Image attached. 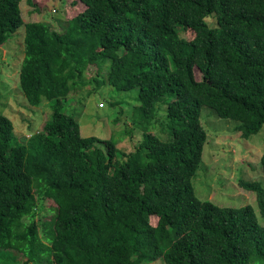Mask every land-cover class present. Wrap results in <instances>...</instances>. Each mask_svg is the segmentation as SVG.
I'll list each match as a JSON object with an SVG mask.
<instances>
[{
    "label": "trees",
    "instance_id": "16d2710c",
    "mask_svg": "<svg viewBox=\"0 0 264 264\" xmlns=\"http://www.w3.org/2000/svg\"><path fill=\"white\" fill-rule=\"evenodd\" d=\"M25 1L38 13L50 0ZM78 1L85 10L59 32L26 23L23 0H0V47L25 26L20 87L31 106L52 110L24 140L0 114V259L12 264L15 251L25 264H264L256 208L201 201L192 184L208 141L203 107L236 122L244 139L264 127V0ZM90 70L97 77L87 81ZM90 82L138 89L131 120L144 138L129 153L83 137L65 112ZM160 104L168 142L152 133ZM239 186L264 217L262 183ZM47 201L53 215L37 221Z\"/></svg>",
    "mask_w": 264,
    "mask_h": 264
},
{
    "label": "rangeland",
    "instance_id": "374dc122",
    "mask_svg": "<svg viewBox=\"0 0 264 264\" xmlns=\"http://www.w3.org/2000/svg\"><path fill=\"white\" fill-rule=\"evenodd\" d=\"M24 21L42 22L52 30L63 32L67 21L85 10L78 0H50L38 13L26 1L20 4ZM211 26L216 25L215 18L207 19ZM181 36L191 41L194 33L182 31ZM25 58V26L17 30L9 41L0 47V114L8 117L14 125V135L24 140L42 131L50 120L52 110L48 101H43L39 107L31 106L21 87L20 72ZM197 80H201L199 71L195 70ZM96 72L88 71L87 81L95 78ZM105 68L100 80H106ZM101 86L90 82L85 88L73 92L68 97L69 104L65 112L74 116L80 124L83 137H97L100 140H112L120 154L129 153L139 146L144 138L140 128L132 123V110L137 105L138 89L129 92L117 91L108 83ZM81 102V103H80ZM115 105L112 107L111 104ZM167 106L160 104L152 126V133L162 141L170 140ZM201 123L208 135L204 148L203 161L196 176L192 180L196 196L201 201H210L223 208H242L248 205L256 208L259 223L264 226V217L257 205L256 195L239 186L240 180L259 181L264 186V173L261 158L264 154V127L249 139H244L236 132L237 123L220 119L213 110L203 107ZM121 161L122 157L119 155ZM51 201L39 204L37 221H46L53 215L48 211ZM157 219L152 218L156 225ZM40 235L43 234L42 222ZM12 264H25L23 256L15 251ZM9 255V254H8ZM2 254H0V257ZM6 257V256H5ZM9 260V258H8ZM0 259V264L11 261ZM32 264V263H31ZM145 264H165L162 260Z\"/></svg>",
    "mask_w": 264,
    "mask_h": 264
}]
</instances>
